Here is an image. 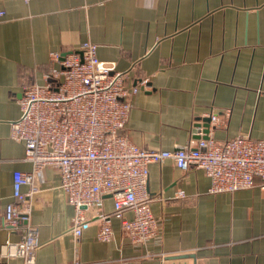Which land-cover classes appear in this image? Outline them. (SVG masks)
<instances>
[{"label": "crops", "instance_id": "obj_1", "mask_svg": "<svg viewBox=\"0 0 264 264\" xmlns=\"http://www.w3.org/2000/svg\"><path fill=\"white\" fill-rule=\"evenodd\" d=\"M0 12V245L20 238L4 226L13 173L32 169L10 135L17 100L25 85H43L60 69L52 53L92 43L104 66L126 74L127 86L146 79L123 130L141 149L194 146L203 138L197 125L211 114L222 122L210 134L218 143L264 138V0H0ZM36 182L29 223L38 228L37 264H264L257 177L251 188L213 195L203 170L150 164L146 192L157 197L150 210L159 231L144 246L132 245L115 218L112 240L99 242L95 208L85 210L89 224L76 242L58 172L44 168ZM98 211H113L109 196Z\"/></svg>", "mask_w": 264, "mask_h": 264}, {"label": "built area", "instance_id": "obj_2", "mask_svg": "<svg viewBox=\"0 0 264 264\" xmlns=\"http://www.w3.org/2000/svg\"><path fill=\"white\" fill-rule=\"evenodd\" d=\"M50 59L60 69L45 74L43 85H25L17 100L20 116L10 135L23 144V159L32 169L13 173L4 226L20 230V238L0 245V264L16 259L37 264L41 245L38 228L29 218L31 198L39 192L36 176L44 168L59 174L60 189L74 209L67 231L76 242L89 224L87 208L96 209L93 217L98 222L99 242L112 240V218L119 221L132 245L144 246L156 238L159 220L152 214L150 202L157 197L146 192L150 164L171 160L180 170H203L210 181L208 193L213 195L251 188L255 177L264 188V138L238 136L218 143L210 134L222 122L211 114L209 137L198 139L194 146H176L172 151L141 149L123 130L131 99L146 88V79L127 86L126 74L104 66L96 58V45L88 42L76 50L52 53ZM23 186L28 192L21 191ZM105 196L113 201L109 214L98 211ZM175 196L181 197L183 192ZM128 212L131 218L126 217Z\"/></svg>", "mask_w": 264, "mask_h": 264}, {"label": "water", "instance_id": "obj_3", "mask_svg": "<svg viewBox=\"0 0 264 264\" xmlns=\"http://www.w3.org/2000/svg\"><path fill=\"white\" fill-rule=\"evenodd\" d=\"M64 55V54H63ZM211 119L210 117H206L200 120V124L197 125L198 128H201V133L203 139H207L209 136V127H210Z\"/></svg>", "mask_w": 264, "mask_h": 264}]
</instances>
